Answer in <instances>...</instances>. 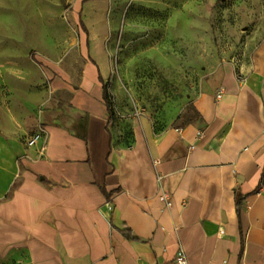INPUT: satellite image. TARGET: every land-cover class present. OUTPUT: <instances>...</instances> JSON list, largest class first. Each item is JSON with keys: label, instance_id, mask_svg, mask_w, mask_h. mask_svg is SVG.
<instances>
[{"label": "crops", "instance_id": "1", "mask_svg": "<svg viewBox=\"0 0 264 264\" xmlns=\"http://www.w3.org/2000/svg\"><path fill=\"white\" fill-rule=\"evenodd\" d=\"M54 57L45 75L71 96L69 114L45 116L43 156L0 136V264H173L179 248L187 264H264V36L207 76L194 123L142 119L129 145L95 63L74 86ZM83 114L85 140L71 128Z\"/></svg>", "mask_w": 264, "mask_h": 264}, {"label": "rangeland", "instance_id": "2", "mask_svg": "<svg viewBox=\"0 0 264 264\" xmlns=\"http://www.w3.org/2000/svg\"><path fill=\"white\" fill-rule=\"evenodd\" d=\"M59 23L73 43L50 38ZM263 36L264 0H0V136L26 146L46 115L69 114L71 93L53 92L43 70L52 48L74 86L86 63L100 69L110 130L129 145L142 119L162 132L192 114L207 76L248 58Z\"/></svg>", "mask_w": 264, "mask_h": 264}, {"label": "trees", "instance_id": "3", "mask_svg": "<svg viewBox=\"0 0 264 264\" xmlns=\"http://www.w3.org/2000/svg\"><path fill=\"white\" fill-rule=\"evenodd\" d=\"M30 59L35 62L37 65H39L41 68H44V66L41 64V62L38 60V58H36V56H34V54L31 52L30 53ZM93 63V61H92ZM99 72V70H98ZM98 81L101 83L102 86V97L103 100L105 102L107 111H108V121H107V125H110L112 120H113V116H112V108H111V101H110V95L107 91V87L105 85V82L103 80V77L101 76L100 72L98 73ZM192 110L193 113L192 114H187V115H178L175 120L172 122L171 124V128H178V127H185L188 126L192 123L195 122V120L199 117L198 112L194 109V107L192 106ZM182 122L181 124H179V122ZM86 124H87V115L83 114L80 115L76 118L75 122L73 123V125L71 126V128L75 131V136L81 138L82 140H85L86 138ZM238 205H240L238 203Z\"/></svg>", "mask_w": 264, "mask_h": 264}, {"label": "built area", "instance_id": "4", "mask_svg": "<svg viewBox=\"0 0 264 264\" xmlns=\"http://www.w3.org/2000/svg\"><path fill=\"white\" fill-rule=\"evenodd\" d=\"M218 97H220L218 95ZM44 140V134L43 131L39 130L32 134L26 141V146L31 148H37V155L38 157H42L44 154V146L42 145V141ZM159 200L164 204L165 209L171 208V200L170 198L165 194L161 193L159 195ZM172 237L175 240L180 239V232L178 230H174L172 232ZM173 264H187V259L184 251L179 248L175 254Z\"/></svg>", "mask_w": 264, "mask_h": 264}, {"label": "bare ground", "instance_id": "5", "mask_svg": "<svg viewBox=\"0 0 264 264\" xmlns=\"http://www.w3.org/2000/svg\"><path fill=\"white\" fill-rule=\"evenodd\" d=\"M47 33L49 34L52 40L61 39L65 42H72L74 41L73 34L63 27L60 23L56 25H49L47 28Z\"/></svg>", "mask_w": 264, "mask_h": 264}]
</instances>
